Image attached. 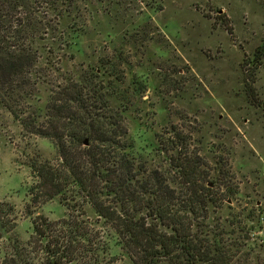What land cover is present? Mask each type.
Returning a JSON list of instances; mask_svg holds the SVG:
<instances>
[{"label": "trees", "instance_id": "obj_1", "mask_svg": "<svg viewBox=\"0 0 264 264\" xmlns=\"http://www.w3.org/2000/svg\"><path fill=\"white\" fill-rule=\"evenodd\" d=\"M136 4L164 10L163 0H0V109L25 133L48 139L58 154L54 162L29 163L35 179L28 189L32 205L59 199L69 211L58 221L37 216L23 245L7 237L16 216L9 203L0 202V241H7L0 246V264H32L36 245L44 256L41 264L240 260L241 221L224 216L226 203L238 194L230 171L210 169L189 137L174 127L168 137L156 135V157L162 162L151 165L136 153L126 118L128 96L146 90L138 82L123 89L128 61L111 54L62 72L63 57L95 16L103 12L118 21L122 10ZM150 27L146 22L128 31L126 44L145 47L154 38ZM261 68L264 40L243 62L253 105H259L254 84ZM46 85L47 100L39 105ZM86 206L102 222L101 233L84 221ZM111 239L120 254L111 253Z\"/></svg>", "mask_w": 264, "mask_h": 264}, {"label": "rangeland", "instance_id": "obj_2", "mask_svg": "<svg viewBox=\"0 0 264 264\" xmlns=\"http://www.w3.org/2000/svg\"><path fill=\"white\" fill-rule=\"evenodd\" d=\"M259 1L163 0L162 11L136 4L126 13L122 10L118 21L100 12L70 51L75 60L70 52L63 57L64 74L111 54L128 61L123 89L132 90L131 82H138L146 90L128 96L126 113L135 151L143 160L151 165L162 162L156 157V135L168 137L174 127L189 137L191 148L210 169L230 171L238 194L226 203L224 216L241 221L245 245L234 264H264V68L254 84L259 105H253L246 92L243 69L264 40V6ZM146 22L154 38L133 49L124 35ZM48 90L42 86L39 105L45 104ZM57 158L48 139L25 133L0 109V202L14 208L17 225L7 237L20 244L29 241L37 216L49 221L68 216L59 199L33 206L28 193L35 183L29 163ZM85 213L91 231L101 233L102 222L90 206ZM6 242L2 239L0 246ZM110 243L111 253L120 254L114 239ZM40 250V245L34 246L32 264L44 262Z\"/></svg>", "mask_w": 264, "mask_h": 264}]
</instances>
